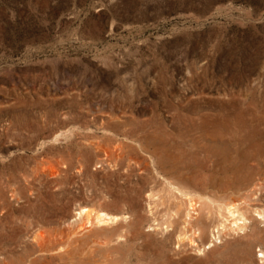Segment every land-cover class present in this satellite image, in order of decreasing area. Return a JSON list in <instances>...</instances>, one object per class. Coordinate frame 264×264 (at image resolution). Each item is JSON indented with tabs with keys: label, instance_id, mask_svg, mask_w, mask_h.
Returning a JSON list of instances; mask_svg holds the SVG:
<instances>
[{
	"label": "rangeland",
	"instance_id": "374dc122",
	"mask_svg": "<svg viewBox=\"0 0 264 264\" xmlns=\"http://www.w3.org/2000/svg\"><path fill=\"white\" fill-rule=\"evenodd\" d=\"M255 210L264 0H0V264H264Z\"/></svg>",
	"mask_w": 264,
	"mask_h": 264
},
{
	"label": "bare ground",
	"instance_id": "6f19581e",
	"mask_svg": "<svg viewBox=\"0 0 264 264\" xmlns=\"http://www.w3.org/2000/svg\"><path fill=\"white\" fill-rule=\"evenodd\" d=\"M213 136H214V134H213ZM214 137H215V136H214ZM222 138H223V137H222ZM254 148H255V147H254ZM190 203H192V202L190 201ZM193 205H194V204H193ZM190 206H191V204H190ZM191 207H192V206H191ZM194 207H195V206H194ZM192 208H193V207H192ZM231 208H232V207H231ZM231 208H230V209H231ZM228 210H229V209H228ZM234 210H235V209H233V210H229V211H228L229 215H231V217H233V216H234V217H235V216H239V217H238V220L245 222L244 224H246V222L249 221V220H250V221L253 220V218H251V219H250V218H247L243 213H242V215H240L241 213L238 212L237 209H236V211H234ZM258 210H259V209H258ZM93 212H94V211H93ZM252 212H253V211H252ZM91 213H92V212H91ZM91 213H90V211H89L88 209H83V210L79 213L78 216H79L80 218L83 217V219H84L85 221L88 222V221L91 220V219L89 220V218H91V217H90ZM239 213H240V214H239ZM93 214H94V213H93ZM93 214H92V215H93ZM254 214H256V216H258L259 218L264 219V210H262V211H257V210H255V211H254ZM94 215H95V214H94ZM249 215H250V214H249ZM95 216H96V215H95ZM247 216H248V215H247ZM252 216H253V215H252ZM93 217H94V216H93ZM254 217H255V216H254ZM259 218H257V219H259ZM93 219H94V218H93ZM106 219H107V220H109V219L112 220V218L109 217V215L107 216L105 213H99V214L96 216V220L99 221V223H100L101 221L103 222V221L106 220ZM114 219H115V217H114ZM118 219H119V218H118ZM235 219H236V218H235ZM261 219H260V220H261ZM84 220H83V221H84ZM111 220H109V221L111 222ZM260 220H259V221H260ZM91 221H92V220H91ZM93 221H95V220H93ZM97 221H95L96 224H97ZM112 221H113V220H112ZM116 221H117V220H116ZM236 221H237V219H236ZM253 221H255V219H254ZM234 222H235V221H234ZM238 222H239V221H238ZM93 223H94V222H93ZM106 223H108V221H107ZM236 223H237V222H236ZM86 224H89V223H86ZM86 224H85V225H86ZM90 224H92V223H90ZM247 224H248V223H247ZM247 224H246V225H247ZM252 224H253V223H252ZM82 225H83V224H82ZM85 225H84V226H85ZM92 225H93V224H92ZM246 225H244L243 227H246ZM84 226H83V227H84ZM247 226H248V225H247ZM243 227H242V228H243ZM243 229H244V228H243ZM259 235H260V234H259Z\"/></svg>",
	"mask_w": 264,
	"mask_h": 264
}]
</instances>
